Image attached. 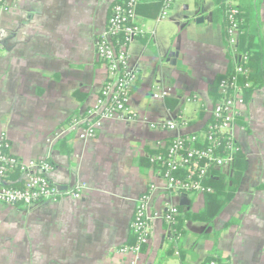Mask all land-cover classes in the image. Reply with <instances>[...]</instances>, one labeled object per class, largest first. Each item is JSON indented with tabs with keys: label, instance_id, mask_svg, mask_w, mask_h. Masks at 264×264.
<instances>
[{
	"label": "crops",
	"instance_id": "0c3cea01",
	"mask_svg": "<svg viewBox=\"0 0 264 264\" xmlns=\"http://www.w3.org/2000/svg\"><path fill=\"white\" fill-rule=\"evenodd\" d=\"M114 1L16 0L0 10V134L14 155L50 159V178L66 191L85 187L80 198L0 203V264H125L114 251L131 241L137 199L151 184L152 232L139 264H204L208 256L264 264V87L240 107L233 127L248 167L208 227L220 231L217 246L199 236L204 223L187 221L177 237L164 219L168 204L201 210L204 195L175 193L158 170L139 164L178 134L202 131L211 118L212 86L230 68L215 0H175L163 19L161 12L155 18L138 12L144 33L128 47L138 72L132 118L106 119L96 138L69 133L57 146L58 129L96 103L107 78L96 40ZM258 12L264 43V0ZM163 90L167 97H154ZM170 120L177 129L166 127ZM231 219L238 221L226 226Z\"/></svg>",
	"mask_w": 264,
	"mask_h": 264
},
{
	"label": "built area",
	"instance_id": "2783aa9c",
	"mask_svg": "<svg viewBox=\"0 0 264 264\" xmlns=\"http://www.w3.org/2000/svg\"><path fill=\"white\" fill-rule=\"evenodd\" d=\"M16 0H0V10L12 8ZM141 0H124L114 3L104 31L96 40V55L107 67V78L98 95L97 101L83 113L74 115L66 125L58 129L56 139L69 133H75L81 139H94L102 127L103 121L116 116L132 118L129 111V101L138 80V72L130 65L129 44L144 33L143 27L137 21V7ZM175 0H164L159 18L167 16ZM228 10L230 25L227 29V40L233 53L235 63L247 56L239 55L236 44L241 28L236 15L238 9L233 0ZM246 70L241 65H235L234 74L221 80L219 87L223 97L217 100L212 108V123L209 131L200 137L197 134H178L165 145L166 155H154L152 158L162 159L167 166L163 177L170 190L175 193H198L206 189L201 178L207 175L210 167L225 171L234 161L238 150L235 145L233 127L240 116V107L244 100L238 75H245ZM168 93H155V98H165ZM166 127L171 130L178 124L170 120ZM198 143H204L199 146ZM221 149L223 154H216ZM54 165L48 158L22 159L10 151L7 137L0 134V203L7 205H37L49 200H58L66 195L80 198L84 185H78L74 190L66 191V187L54 183L50 175ZM190 170L186 179L178 178L173 172ZM17 171L19 185L11 184L9 175ZM194 172L198 175L194 177ZM210 190V188H207ZM155 190L153 184L142 193L136 202L133 219L130 223V233L134 241L127 242L115 249L114 253L122 256L125 264H139L144 247L149 243L152 224L149 215V203ZM179 211L176 205L165 207L164 219L171 224ZM204 264H218L210 260Z\"/></svg>",
	"mask_w": 264,
	"mask_h": 264
},
{
	"label": "trees",
	"instance_id": "16d2710c",
	"mask_svg": "<svg viewBox=\"0 0 264 264\" xmlns=\"http://www.w3.org/2000/svg\"><path fill=\"white\" fill-rule=\"evenodd\" d=\"M122 1L124 0H115L114 3ZM233 2L238 9L236 18L238 20L239 27L241 28V34L237 39L236 51L239 55L247 56L248 59L244 61L242 58H239L235 63L233 53L230 48H228L229 44L227 40V29L230 25L228 19V10L230 9L232 3H229L228 0H215L217 5L216 14H219L223 18L226 35V46L228 50V56L230 58V68L226 74L218 76L212 86L214 104L217 100H220L223 97V93H221L219 87L221 80L234 74V67L236 64L241 65L246 70L245 75H238V82L241 86L242 94L246 102L251 99L255 90L264 87V43L262 41L260 16L258 12L259 0H233ZM163 4L164 0H141L137 7V13L141 11L145 16L155 18L161 12ZM211 123L212 119L209 120L202 131L192 134H197L202 137L203 134L209 131V125ZM66 141L67 136L65 135L58 139L57 146L61 147L65 145ZM171 141L172 139L169 140L165 145ZM198 145L204 146V143H198ZM235 145L238 147V150L234 154L233 164L227 171L216 170L210 167L207 175L201 178L203 184L206 186V189L203 191V193H201L205 198L204 207L199 211H193L191 209V204L188 203L177 206L179 213L174 217L173 222L169 224L173 227L174 233L177 237H180L185 232L187 221L201 222L204 223L207 228L199 236L204 238L212 237L214 239L215 246H217L220 231L208 230V227L213 225L214 220L233 200L248 167L245 154L241 151L236 142ZM153 153L154 154H152V156L149 158H140L139 164L145 168H155L163 176V174L167 171V166L163 164L162 159L152 157L154 155L164 157V155H166V148H158ZM215 153L219 155L223 154L221 149L216 150ZM51 163L53 164L52 161ZM190 173V170H179L177 172H173V175L178 178L186 179ZM197 175L198 173L194 172V177L198 178ZM17 176H19L17 171L10 173L9 180L11 184L19 185L20 182L17 181ZM207 188H210V190ZM179 194L186 195L192 193L180 192ZM237 221V219H231L226 226L237 223ZM133 241L134 239L132 236L130 243ZM210 260H216L218 264H226L223 259L218 256H208L204 263Z\"/></svg>",
	"mask_w": 264,
	"mask_h": 264
},
{
	"label": "rangeland",
	"instance_id": "374dc122",
	"mask_svg": "<svg viewBox=\"0 0 264 264\" xmlns=\"http://www.w3.org/2000/svg\"><path fill=\"white\" fill-rule=\"evenodd\" d=\"M195 1H197V0H194V1H192L193 3H192V5H195L194 3H195ZM190 4V3H189ZM192 7V6H191Z\"/></svg>",
	"mask_w": 264,
	"mask_h": 264
}]
</instances>
